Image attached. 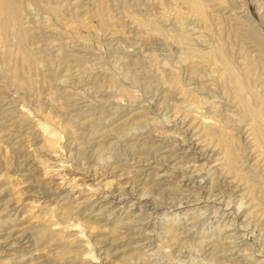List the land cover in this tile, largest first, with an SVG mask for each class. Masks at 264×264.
<instances>
[{
	"label": "rangeland",
	"instance_id": "rangeland-1",
	"mask_svg": "<svg viewBox=\"0 0 264 264\" xmlns=\"http://www.w3.org/2000/svg\"><path fill=\"white\" fill-rule=\"evenodd\" d=\"M0 8V264H264V0Z\"/></svg>",
	"mask_w": 264,
	"mask_h": 264
},
{
	"label": "bare ground",
	"instance_id": "bare-ground-1",
	"mask_svg": "<svg viewBox=\"0 0 264 264\" xmlns=\"http://www.w3.org/2000/svg\"><path fill=\"white\" fill-rule=\"evenodd\" d=\"M6 2H7V0H5V4H6ZM9 2H10V1H9ZM11 2H12V1H11ZM3 6H4V5H3ZM0 9H1V8H0ZM8 9H10L9 6H8ZM1 10H2V9H1ZM10 10H11V11H9V12L14 13V10H15V9H13V12H12V9H10ZM15 13H16V11H15ZM10 15H11V14H10ZM14 17H15V15H14ZM16 19H17V18H16ZM0 31H1V30H0Z\"/></svg>",
	"mask_w": 264,
	"mask_h": 264
}]
</instances>
